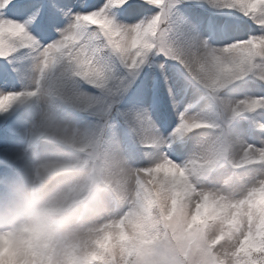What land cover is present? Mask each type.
Listing matches in <instances>:
<instances>
[{
  "label": "clouds",
  "instance_id": "9594fccd",
  "mask_svg": "<svg viewBox=\"0 0 264 264\" xmlns=\"http://www.w3.org/2000/svg\"><path fill=\"white\" fill-rule=\"evenodd\" d=\"M221 3L256 33L215 56L182 53L194 99L170 131L144 109L121 134L110 46L46 71L33 53L28 98L0 110V264H264V104L229 95L245 72L264 85V0ZM111 39L156 46L151 31ZM31 47L23 34L0 37V57Z\"/></svg>",
  "mask_w": 264,
  "mask_h": 264
},
{
  "label": "snow or ice",
  "instance_id": "6c2138e0",
  "mask_svg": "<svg viewBox=\"0 0 264 264\" xmlns=\"http://www.w3.org/2000/svg\"><path fill=\"white\" fill-rule=\"evenodd\" d=\"M153 9V14L147 15ZM158 9H162L160 14L154 15ZM237 12L235 8L224 7L221 0H0V37L4 43L7 45L9 40L23 34L33 45L13 49L11 55L0 57L6 62L0 65V110L7 112L28 98L32 90L9 89L8 85L30 71L28 61L34 58L33 53L46 71L60 62L86 59L94 62L109 46L118 60L119 71L112 68L108 73L107 87L113 105L120 107L141 71L157 57L172 61L167 71L183 76L185 69L180 60L185 50L203 46L209 55L215 56L223 46L245 40L248 20ZM86 27L91 31H85ZM141 31L155 33V48L145 45L138 50L137 42L132 39L122 47L111 39L118 32ZM19 57L26 63H20ZM158 67L161 72L166 71L164 64ZM247 76V72L242 73L233 85L245 81ZM142 84L139 94L127 98L132 107L120 111L126 121L145 114L136 105L152 100L153 74L145 73ZM242 98L249 109L259 110L258 105L264 104V95ZM160 111L165 116L166 106L161 105Z\"/></svg>",
  "mask_w": 264,
  "mask_h": 264
},
{
  "label": "rangeland",
  "instance_id": "374dc122",
  "mask_svg": "<svg viewBox=\"0 0 264 264\" xmlns=\"http://www.w3.org/2000/svg\"><path fill=\"white\" fill-rule=\"evenodd\" d=\"M155 10L147 13V15L153 14ZM248 28L245 30L244 35L256 33V27L248 21ZM20 63H26L23 57L18 58ZM6 62L0 60V65H4ZM164 64L166 71L161 72L158 65ZM172 61H165L163 57H157L156 61L150 65H146L145 68L139 74L137 80L130 87L128 93L122 98L120 109L127 110L132 107L127 103L128 96L139 94L142 89V80L145 73L153 74V97L150 103H140L136 107L149 110V112L156 119L157 123L165 131H170L172 127L175 126L177 122V113L179 110H183L188 106V102L194 99L193 93L195 91L194 86L185 78V74L180 76L175 71L169 72L172 66ZM179 67V66H177ZM23 77H18L13 79L8 85L9 89L20 90L22 89ZM87 92L91 94H96V90L89 88L87 86ZM229 95L235 97H243L245 95H264V85H261L258 81L252 78H248L245 81L237 82L235 85L231 86ZM161 105H165L167 108V113L165 116H161ZM28 106H20L18 109L13 111L18 112L22 115H27ZM83 123L88 122V117L86 115H78L76 117ZM54 119V117H53ZM118 129L121 134H124L127 130V122L122 117L117 119ZM237 127L244 131V134L249 135V124L246 120L240 119Z\"/></svg>",
  "mask_w": 264,
  "mask_h": 264
}]
</instances>
